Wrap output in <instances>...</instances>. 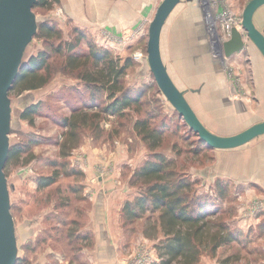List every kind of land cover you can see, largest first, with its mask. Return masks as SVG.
Here are the masks:
<instances>
[{
	"label": "rangeland",
	"instance_id": "obj_1",
	"mask_svg": "<svg viewBox=\"0 0 264 264\" xmlns=\"http://www.w3.org/2000/svg\"><path fill=\"white\" fill-rule=\"evenodd\" d=\"M160 1L58 0L49 9L33 8L40 23L53 27L59 37L45 39L39 30L24 55L28 62L44 52L52 74L49 82L42 88L9 93L13 119L15 109L40 105L32 124L15 118L9 133L10 148L30 143L26 151L31 152L28 160L26 152L4 169L13 187L10 210L19 247L17 264L159 263L158 247L166 237L156 221L158 212L147 211L130 220L124 207L132 206L142 193L133 173L156 154L172 160L176 170L193 183V207L200 200L211 201L217 207L213 217L221 216L234 235L214 257L203 254L197 264H217L229 255H238L240 264H264L262 139L234 150L208 149L162 96L146 66L147 28ZM223 1L227 7L219 11L222 19L216 18L219 31L223 22L234 21L238 27L248 0ZM199 11L194 3L177 6L162 35L161 53L175 84L198 88L186 97L203 123L220 135L236 133L264 119V63L253 51V58L249 55L245 63L234 61L224 71L214 70L202 51L204 46H197L194 31ZM254 21L259 29L264 26V6ZM204 28L212 41L210 22ZM227 33L224 26L220 37L227 38ZM92 50L107 51L121 63L133 61L126 69L124 91L132 98L141 94L140 109L134 104L119 118L99 113L95 121L80 128L78 142L73 149L65 146L69 154L62 157L60 143L63 134L68 135L63 119L79 110L92 115L110 102L105 90L86 87L77 72L70 74L67 67L69 55L78 51L84 59ZM254 70L259 72V83ZM91 96L95 104L100 103L98 107L90 108ZM73 107L79 108L72 111ZM138 119L148 120L152 129L161 131L160 148L150 149L133 129ZM55 174V183L38 188L39 177ZM102 232L107 242H101ZM107 248L114 252L105 263L98 262L96 250Z\"/></svg>",
	"mask_w": 264,
	"mask_h": 264
},
{
	"label": "trees",
	"instance_id": "obj_2",
	"mask_svg": "<svg viewBox=\"0 0 264 264\" xmlns=\"http://www.w3.org/2000/svg\"><path fill=\"white\" fill-rule=\"evenodd\" d=\"M55 1L58 0H37L33 8L49 9ZM39 30V35L45 39L59 37L58 31H54L53 27L46 24L40 23L37 33ZM69 47L68 51L71 53L74 49L72 45ZM88 55L92 58L91 64H88L91 58L83 59L79 56L78 51L74 55H69L66 64L70 74L76 71L78 78L84 82L85 86H89L97 92L105 90L110 102L103 108L100 107L101 110L99 108V111L92 115H87L85 110H79L64 118L63 126L70 137L63 134L64 139L60 143L62 148L60 156L62 157L69 154L65 146L69 145V148L73 149L72 147L78 142L80 128L87 127L89 120L95 121L100 117L99 113L119 118L126 109L134 104L138 110L140 109L139 97L141 94L132 98L124 91L126 69L133 65V61L126 60V63H121L119 57L115 58L107 51L92 50ZM51 76L48 61L44 52H41L37 57L31 58L23 64L11 91L23 92L42 88L41 86L48 83ZM91 98L93 102L89 104L90 108L98 107L100 103L95 104L94 96ZM39 109V103L30 104L21 110L19 118L32 124L33 116ZM133 129L146 141L150 149L156 150L162 146L161 131L152 129L148 120L138 119L134 123ZM28 145L30 143L24 145L25 149L20 144L9 148L6 164L13 160L14 162L19 161L26 152L29 155L31 152L26 151ZM133 177L135 178L134 184L142 185V193L136 197L132 206L126 203L124 207L130 220L137 219L138 215L147 211L158 212L156 221H158V226L161 227L166 240L159 244L158 250L162 259L157 264H197L203 254H210L214 257L218 248L229 244L234 239L228 224L221 216L213 217L217 212L215 204L211 201L200 200L198 207H193L190 201L193 183L186 175L180 174L176 170L175 163L166 156L154 155L153 159L145 162L133 173ZM56 180V174L39 177L38 188L42 189L52 185ZM18 259L16 264L19 263ZM239 261L238 255H229L220 258L217 264H240Z\"/></svg>",
	"mask_w": 264,
	"mask_h": 264
},
{
	"label": "water",
	"instance_id": "obj_3",
	"mask_svg": "<svg viewBox=\"0 0 264 264\" xmlns=\"http://www.w3.org/2000/svg\"><path fill=\"white\" fill-rule=\"evenodd\" d=\"M209 1L211 0H203V2L202 0H161L159 2L147 28L146 66L152 73L162 96L187 127L197 134L200 142L208 149L234 150L264 136V119H257L241 131L226 135H220L209 129L186 97L188 91H198V88L184 89L175 84L161 53L162 35L177 6L181 3H194L200 10L199 24L202 23L206 27V23L207 26L209 24L208 19L211 18L213 22H216L218 14V6L216 4L209 6ZM36 2L37 0H0V264H16L19 257L17 256L19 247L16 226L10 210V189L13 187L9 185L4 169L10 151L9 133L13 127V121L19 118L21 110L15 109L16 117L13 119L9 93L19 75V70L25 63V51L42 21L41 17H37L33 11ZM262 6H264V0H248L239 19L243 32L233 24L229 27L228 38L221 41L217 37V40L209 42L215 67L217 62L224 65L225 59L242 51L245 40L259 51L264 60V27L259 29L254 21V14ZM208 9L211 14H208V17L205 15L207 19L204 21L202 14L204 15ZM195 34L202 38L201 30H196ZM231 90L234 92V88Z\"/></svg>",
	"mask_w": 264,
	"mask_h": 264
},
{
	"label": "crops",
	"instance_id": "obj_4",
	"mask_svg": "<svg viewBox=\"0 0 264 264\" xmlns=\"http://www.w3.org/2000/svg\"><path fill=\"white\" fill-rule=\"evenodd\" d=\"M257 12V11H256ZM256 14V13H255ZM254 14V15H255ZM197 22H198V24H197ZM196 22V24H197V27H196V30L198 31V29L201 27V24H199L200 23V21L198 20ZM255 24H256V22H255ZM256 26H257V24H256ZM258 27V26H257ZM264 27V26H263ZM262 27V28H263ZM259 28V27H258ZM261 28V29H262ZM252 50H250V48H247V49H245V50H242V51H239V53H236V54H234L232 57H230V58H228V59H225V61H224V65H223V63H220V62H217L216 63V67H219L217 70H221V71H224V70H226V69H228L226 66L228 65V64H230L231 62H236V64H242V63H245V62H247V57L249 56V55H252L251 57L253 58V54H252V52L253 51H255V52H257L258 53V55L261 57V55H260V53H259V51H257L256 49H254V48H251ZM262 58V57H261ZM249 59V58H248ZM249 60H251V58L249 59ZM253 60V59H252ZM213 62V61H212ZM250 62V61H249ZM262 62L264 63V60H263V58H262ZM251 63V62H250ZM213 64V63H212ZM222 65V66H221ZM213 66H215V65H213ZM213 68V67H212ZM214 69V68H213ZM215 70H216V68H215ZM254 72H255V70H254ZM258 73L259 72H255V81H257V83H259L258 81L260 80V78H257V77H259V75H258ZM254 74V73H253ZM218 77V76H217ZM224 77V76H223ZM84 83V82H83ZM85 85V84H84ZM87 87V86H86ZM89 87V86H88ZM234 88V87H233ZM230 90V92H232L231 91V89H229ZM194 92H198V91H194ZM194 92H192V93H194ZM26 95H29L28 97H31V95H30V93H27ZM223 97H225V95H223ZM225 99V98H224ZM90 100H92V99H90ZM230 100V99H229ZM91 103V102H90ZM89 103V104H90ZM36 104V103H35ZM192 105V104H191ZM28 106V105H27ZM79 108V107H78ZM78 108H75V107H73V109H72V111L73 110H75V109H78ZM21 110V109H20ZM65 118H67V117H65ZM64 120V119H63ZM62 126H63V124H62ZM262 137V138H261ZM260 138H258V140L259 139H262V140H260V145H262L261 147H260V149H263L264 150V136H261ZM263 154H264V152H263ZM104 192V191H103ZM98 222H99V220H98ZM98 222L97 221H95V223L96 224H98ZM99 232V231H98ZM102 235H104V233L102 232L101 234H100V238H101V242L103 243V242H107V238H104V237H102ZM112 252H114V250H110L109 248H107V250H104V251H102V250H100V251H98L97 252V250H96V254L98 255L97 256V259H98V262H100V263H105L106 262V260H107V258L109 257V255H111L112 254Z\"/></svg>",
	"mask_w": 264,
	"mask_h": 264
},
{
	"label": "flooded vegetation",
	"instance_id": "obj_5",
	"mask_svg": "<svg viewBox=\"0 0 264 264\" xmlns=\"http://www.w3.org/2000/svg\"><path fill=\"white\" fill-rule=\"evenodd\" d=\"M224 3V1L223 0H211V1H209V3L211 4V5H213V6H215V4L218 6H216L217 7V12H218V15H219V11H222L223 9H225L227 6H225L223 3ZM202 24V23H201ZM198 30H201V33L202 34H200V36L202 37V38H200L199 37V39H198V41H199V44L197 45V46H204V49L205 50H202L203 51V53L207 56L208 55V57H209V59H210V64H211V66L214 68V70H215V66H213V62H212V53L213 52H211V48H209L210 46H209V42H211L210 41V38H209V36L207 35V33H206V31H205V28H204V24H202V26L198 29ZM240 31L241 32H243L242 31V29H240ZM196 33V29H195V31H194V34ZM203 35V36H202ZM195 36H197L196 34H195ZM198 37V36H197ZM244 39H246V38H244ZM247 48H250V50H252L251 48H253V46H252V44L248 41V40H245V44H244V47H243V50H245V49H247ZM254 49H256L255 47H254ZM217 70V69H216Z\"/></svg>",
	"mask_w": 264,
	"mask_h": 264
},
{
	"label": "bare ground",
	"instance_id": "obj_6",
	"mask_svg": "<svg viewBox=\"0 0 264 264\" xmlns=\"http://www.w3.org/2000/svg\"><path fill=\"white\" fill-rule=\"evenodd\" d=\"M202 2H203V0H202ZM208 14H211V12H210V10L208 9V10H206L205 11V14H204V16L205 15H207V17H208ZM207 17H205V19H207ZM221 18H219V20H220ZM208 22H210V27L212 28V30H213V32H214V34L212 35V41L213 40H217V37H218V34L216 33L217 32V30H218V25H217V23L216 22H213L212 20H211V18H209L208 19ZM237 25H238V27H237V29L239 28V29H241V26H239L240 25V21L238 20L237 22ZM226 25V23H222V24H220V27H221V30H222V28H223V26H225ZM235 27H236V25H235ZM219 36H220V32H219ZM219 38V37H218ZM211 41V42H212ZM213 46V45H212Z\"/></svg>",
	"mask_w": 264,
	"mask_h": 264
},
{
	"label": "built area",
	"instance_id": "obj_7",
	"mask_svg": "<svg viewBox=\"0 0 264 264\" xmlns=\"http://www.w3.org/2000/svg\"><path fill=\"white\" fill-rule=\"evenodd\" d=\"M209 6H212V5L209 3ZM224 12H225V11H224ZM222 13H223V12H222ZM225 13H227V12H225ZM220 14H221V13L219 12V15L217 14L216 16H217L218 18H221V17H220ZM221 19H222V18H221ZM228 19H229V18H227V20H228ZM230 21H231V20H230ZM216 23H217V22H216ZM233 24L235 25V22H234V21H232V22H226V25H225V26H226L228 32H229V27H230L231 25H233ZM218 25H219V24H218ZM239 26H241V25H239ZM223 28H224V26H223ZM223 28H222V29H223ZM236 28H237V27H236ZM238 29H239V28H238ZM239 30H240V29H239ZM220 31H221V27H220ZM220 31H219V26H218V37H219L218 39L221 40V41H223L224 39H223L222 37L219 36V32H220ZM227 34H228V33H227ZM227 38H228V37H227ZM222 39H223V40H222ZM225 39H226V38H225Z\"/></svg>",
	"mask_w": 264,
	"mask_h": 264
}]
</instances>
